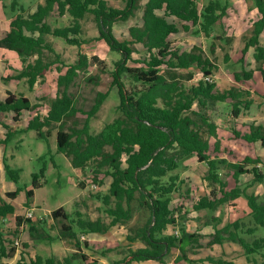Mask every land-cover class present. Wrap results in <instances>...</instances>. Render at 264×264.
Listing matches in <instances>:
<instances>
[{
    "label": "trees",
    "instance_id": "trees-1",
    "mask_svg": "<svg viewBox=\"0 0 264 264\" xmlns=\"http://www.w3.org/2000/svg\"><path fill=\"white\" fill-rule=\"evenodd\" d=\"M114 1L122 2L124 7L115 8L109 0H43L33 13H26L16 0L11 5L14 15L9 22V30L0 39V48L16 53L25 66L16 75L1 78L2 81L25 79L28 88L32 89L50 68L59 65L56 66L57 95L43 113L38 104H31L23 95L7 93L4 101L0 102V124L7 130L4 139L0 140V147H4L12 136L35 131L47 145V153L40 159L46 156L52 158L48 139L51 128L56 125V154L69 158L75 169L85 170L91 164L95 178L101 174L111 178L107 193L95 196L104 205L109 222L100 218L91 220L80 213L70 217L63 208H57L51 212L52 220L67 222H61L57 238L72 241L75 251L62 260L41 256L25 259L20 254L14 264H100L97 255L105 257L115 248L86 255L82 247L91 249V246L86 240L80 242V237L89 234L107 235L115 226L132 220L136 211L144 213L145 220L141 226L131 228L125 239L129 244L138 242L142 247L131 249V246H127L120 260L108 264L144 261L165 264V258L173 249L179 252L175 263L236 264L224 257H190V254L196 255L202 249L222 247L225 243L237 244L248 259L249 255L264 247L263 238L251 241L242 237L253 235L258 227H264V199L259 200L253 192L248 191L253 184L264 182V171L259 166V158L247 156L238 162H228L211 156L212 153H218L220 142L217 140V125L208 112L213 111L211 108L215 103L227 104L231 108V117L237 118L243 110H248L252 100L249 93L240 88L228 87L219 91L213 81L205 79L190 87L183 86L175 71L197 67L206 78L212 75L216 66L200 49L184 52L171 49L170 44V37L180 31L212 37L215 26L227 15L230 0H206L200 7L198 0H146L142 6L141 0ZM253 4L259 18L253 22L251 35L245 41L241 53L245 55L253 48V59L255 63L261 64L264 62V46L260 44L259 36L264 33V0H253ZM139 9L142 10L141 24L128 29V38H116L113 25L134 17ZM88 14L93 15L98 29L96 41H103L111 52L120 56L110 72L111 87H115L119 96L117 109L120 116L96 134L90 132V120L100 110L107 93H98L90 110L82 112L84 121L81 127L75 126L65 131L64 124L78 113L69 93L78 72L89 68L91 64L101 65L103 62L95 56L88 59L78 54L73 64H65L54 44H50L46 37L51 35L80 48L83 43L80 38L81 22ZM64 16L69 19V25L60 28L51 26L50 18ZM137 45H141L145 52L143 59L135 60L133 57L139 51ZM50 54L54 58H50ZM31 57L35 58L28 62ZM162 67L165 70H161ZM256 70L260 72L264 83V67L258 66ZM252 76V71L243 69L233 73L236 82L250 80ZM189 77L191 80L192 77ZM97 78L91 77L89 81L97 82ZM125 81L131 83L129 90ZM24 112L32 115L26 120L24 129L12 131L1 121L3 116L10 114L13 122H19ZM233 134L248 143L260 142L264 146L263 126L252 124L248 133L241 135L233 130ZM211 138L216 139L212 144ZM190 157H196L198 162L207 166L204 179L212 189L208 195L193 199L191 189L186 186L181 198L192 204L193 211H215L224 203L241 197L250 210L253 227L244 230L235 221L215 229L212 234H202L198 230L189 233L185 226H179L182 207L172 209L171 197L180 192L185 182L172 172ZM2 162L6 179L17 183L18 170H12L5 157ZM222 169L225 171L223 174ZM45 171L46 165L39 173L32 175V186L25 192L27 202L34 198V190L42 187L41 179ZM242 175L250 176V180L241 186L239 178ZM20 191L17 188L13 192H6L4 197L14 200ZM14 212L15 207L0 196L1 221L14 215ZM23 221L22 217L15 216L11 234L0 228V264L15 259L18 250L13 239ZM27 221L29 230L36 233L37 229L30 219ZM170 226L178 227L179 235L165 234ZM46 238L48 241L55 239L50 236ZM38 239L45 240L40 234Z\"/></svg>",
    "mask_w": 264,
    "mask_h": 264
},
{
    "label": "rangeland",
    "instance_id": "rangeland-1",
    "mask_svg": "<svg viewBox=\"0 0 264 264\" xmlns=\"http://www.w3.org/2000/svg\"><path fill=\"white\" fill-rule=\"evenodd\" d=\"M14 0H0V14L12 18L14 12L11 5ZM18 6L23 8L25 12L35 9L42 0H16ZM146 0H141L142 6ZM199 7L206 2V0H198ZM111 6L122 9L124 4L120 1L109 0ZM56 15V14H54ZM142 10L139 9L134 17L129 18L124 22H117L113 25V32L119 40L128 38V29L131 26L141 24ZM257 18L256 9L254 8L253 0H230L227 15L221 22L215 26L212 37H205L204 35L195 36L189 32L180 31L179 33L170 37L171 49H179L184 52H189L193 48L200 49L204 56H206L216 69L212 75L209 76L216 88L224 90L225 87L234 85L233 73L243 66L244 61L247 65H252V70H256L258 66L264 67V62L261 64L255 63L253 59V49L246 55L241 53L244 48V43L251 35L252 24ZM172 21V20H169ZM50 24L53 28L63 27L69 25V19L65 18H50ZM82 33L80 38L82 45L80 48L70 46L65 41L47 35V40L50 44H54V48L60 54L62 61L65 64H73L78 54L86 56L88 59L95 56L101 62V65L91 64L89 68L79 71L74 83L69 89L75 107L78 110L73 117L67 119L64 124V130L68 131L73 127H81L84 121L82 112L89 111L94 104L96 95L98 93H107V98L102 104L100 110L90 120V132L96 134L108 123L120 116L118 112L119 96L115 87H111V74L113 65L116 60L120 58L116 52H111L109 47L103 41H96L98 37V29L94 21L93 15H86L82 20ZM264 40V36L261 37ZM136 47L138 53L133 55L135 60L143 59L145 52L141 45ZM142 50V51H141ZM35 57L29 58V61L34 60ZM50 58H54L50 54ZM251 60V63L249 62ZM131 63V62H130ZM135 66V64H130ZM54 65L50 70L44 74L43 82L37 86V104L40 110L45 113L49 108L52 100L57 95V77L58 72ZM161 70H165L163 67ZM65 70L62 71L64 73ZM178 76V81L185 87H190L196 84L199 80L205 79L200 69L192 67L188 70L175 71ZM97 76V82H91V77ZM191 76V80L190 77ZM236 82V81H235ZM125 86L129 90L131 83L125 81ZM239 86V85H238ZM21 88V87H20ZM29 89V88H28ZM30 90V89H29ZM261 104L259 109L264 105V100L256 98ZM218 106H220L218 108ZM216 108V109H215ZM210 110V109H209ZM211 110H216L215 115L225 114L227 111L223 105L215 103ZM221 112V113H220ZM264 113V111H263ZM252 118L251 115H249ZM213 117V116H212ZM260 117V115H259ZM26 118V117H25ZM6 119V118H4ZM216 119V118H215ZM214 119V120H215ZM223 119V118H222ZM14 124V123H13ZM20 124V123H19ZM221 128L220 135L225 139V144L228 148L234 149L238 153V160H242L244 156H260L264 163V154H259L261 151L260 144H246L238 139L230 140L232 137L233 126L219 122ZM14 128H19L18 125H13ZM57 130L56 125L51 128V135L49 143L54 150V133ZM6 129H0V139H4ZM47 153L46 143L38 138L35 131H28L22 134H17L10 138V141L3 147H0V165L2 166V173L4 174L2 158H6L7 164L12 170H18L19 179L17 183L9 181L5 177V181L13 186L14 189L20 188L17 197L12 200L11 204L15 207L14 215L9 216L3 222L0 219V228L8 233L14 230L15 216H20L24 219L22 226L14 235V239L19 240L18 251L16 252L15 260L21 256L25 259L35 258L41 256L42 258L55 257L62 260L75 251L73 242L68 239H58L59 231L61 229V222L64 220L58 219L53 221L51 212L57 208L63 210L74 217L76 213L82 214L91 220L100 218L104 222H109L110 218L105 214L104 205L98 199L96 194L103 195L107 193L111 178L103 174L94 177L91 171V164L85 170H76L70 164L69 158L62 154H53L52 158L46 156L45 159H40ZM228 160L233 161L231 155L227 156ZM237 158V156H236ZM46 165V171L41 183L42 187L34 190V198L28 202L26 200L25 192L31 188L32 175L39 173L40 169ZM264 169V166L262 167ZM207 172V166L204 163H199L196 158L190 157L185 160L180 168L172 172L178 174L185 182L181 187L180 192L174 193L171 197V208L178 209L182 207L179 220V226H185L186 231L193 233L196 230L203 234H212L215 229L222 228L228 223L239 222L246 230L254 226L248 212V208L244 199L228 201L219 207L216 211H193L192 204L186 203L181 195L183 190L188 186L192 192L193 198H198L208 194L212 187L205 181L204 176ZM5 176V175H4ZM241 180L246 182L248 177H242ZM99 182V183H97ZM95 185L97 189L92 188ZM6 189V188H5ZM251 192L259 196V200L264 199V182L253 184L249 188ZM248 189V191H249ZM7 190V189H6ZM0 195H3V190L0 189ZM5 198V197H4ZM6 199V198H5ZM7 201H10L7 199ZM33 210V217L30 219L31 224L37 229V232L29 230L30 224L25 214L28 210ZM183 219V221H181ZM145 220V214L136 211L132 220L123 225L115 226L110 233L105 236L97 234H89L80 237V242L86 240L89 242L91 249L82 247V252L86 255H91L92 252H100L106 248H114V253L110 254V260H117L123 257L127 246L137 247L134 244H129L125 239L127 234H130V229L141 226ZM45 239L47 236L55 238L52 241L38 239L39 234ZM167 235H179V228L170 226L165 231ZM247 240L264 239V227H258L253 235H243ZM96 247V249H94ZM179 252L175 249L165 258V264H186L184 261L175 263ZM207 256L224 257L228 260H233L236 264H264V247L257 253L248 256V259L243 255L241 248L237 244L225 243L222 247H215L214 249H202L196 255H191V258H205Z\"/></svg>",
    "mask_w": 264,
    "mask_h": 264
},
{
    "label": "crops",
    "instance_id": "crops-1",
    "mask_svg": "<svg viewBox=\"0 0 264 264\" xmlns=\"http://www.w3.org/2000/svg\"><path fill=\"white\" fill-rule=\"evenodd\" d=\"M42 3H43V0H42V2L40 4H42ZM35 9H33V10L29 11V12H26V13H33L35 11ZM256 13H257V18H256V20H257L259 18V15H258L257 10H256ZM63 18H65V16ZM11 19L12 18H10V17L3 16L2 12H1V14H0V39L9 30V22H10ZM262 36H264V33H262L259 36V41H260V44L264 46V40H261V37ZM252 49L253 48H250L247 51L246 55ZM253 52H254V50H253ZM253 52H252V55H253ZM32 61H29L28 60V62H32ZM249 62L251 63V60ZM24 66H25V64L16 55V53H14L13 51H9L7 49L0 48V102H3L4 101V99L7 96V93H11V94H14V95H20L21 94L24 97H26L27 99H29V101L31 102V104H37V102H38L37 99H36L37 98V94H36L37 93V86H38L39 83L43 82V79H44L45 76L42 79H38L36 81V83L34 84L33 88L30 89V90L28 89V85H27L25 79H20V80L11 79V80H9L7 82L6 81H2V79H1V78H4V77H8V76L10 77V76L16 75L17 73H19L23 69ZM241 69H243V70H245L247 72L248 71H252L253 72L252 78L250 80H243L241 82H235L234 81V85H231V86H228V87H237V88H240L241 90L246 91V92L249 93V95H250L249 98L252 100V103L249 106L248 110H246V111L243 110L237 118H233L230 115L231 108L227 104L225 105V104L217 103L218 105L225 106L228 112H226L225 114H220V115H216V116H214L216 110L215 111L213 110V111L208 112V115L210 117L213 116L212 117V120L217 125V140L220 142V149H219L218 153H215V154H213V153L211 154L210 153V154H211V156H214L215 155V156H217L218 159H224V160H226L228 162H238V161H241V160H238V153H236L234 149H231L230 150L228 148V146H226L225 139L223 138V136L220 135V130H221V128L219 126V122L220 121H222L223 123H226V124H229V125L233 126V130H236L241 135H244V134L248 133L249 126L252 125V124L255 125V126H263L264 127V113H263V111H264V105H262V107L259 109L258 105L261 104V102H258L256 100V98H259V99H263L264 100V83L262 81L261 74L257 70H252V65H250V64L247 65V62L246 61H244L243 66L238 70V72ZM228 87H225V89L228 88ZM217 90H219V89H217ZM219 91H221V90H219ZM219 107L220 106H218V108ZM41 112H43V111H41ZM249 115H251L252 118H250ZM259 115H260V117H259ZM31 116H32L31 113L24 112L23 113V116H22V119L19 122H13L11 120L10 114H8V115L3 116L1 118V121L6 126H8L9 128H11L12 131H18V130L24 129L26 127V124H27V121L26 120H29L31 118ZM4 118H6V119H4ZM13 125H18L19 128H14ZM2 128L5 130V128L0 124V129H2ZM233 130H232V132H233ZM55 133H56V131H55ZM55 133H54V143H55L54 150L51 148L50 143H49V139H48L49 147L51 149L52 154H56L55 153V149H56ZM0 134H2V133L0 132ZM4 135H5V133H4ZM232 137L233 138H230V140H234L235 141L236 139H238L240 141L245 142L248 145L249 144L254 145V144H257V143L260 144V142L248 143V142L244 141L241 138L234 137V134H232ZM0 140H3V139H0ZM215 140H216L215 138H211L210 139V144H212ZM211 149H212V146H211ZM260 149H261V151L259 152V154H264V146H262L261 144H260ZM229 155H231V157L233 158V161L228 160V157L227 156H229ZM236 156H237V158H236ZM247 156H249V157H251L253 159L259 158L260 161H261V157L258 156V155L257 156H254V157L253 156H250V155H246V156H244V158L247 157ZM194 158H196V157H194ZM259 166H260L261 170L264 171V169H262V167L264 166V163L262 161H261V163H260ZM1 167L2 166L0 165V189L3 190V195H0V196L7 203H12L11 202L12 200L7 201V199L4 198V194L6 192H13L15 189L13 188V186H11L10 184H7L8 182L5 181V176H4L5 174L2 173V168ZM76 170H80V169H76ZM224 172H225L224 169H222L221 170V173L223 174ZM243 176L244 177H246V176L248 177V180L246 182H244V183L241 180V178ZM249 180H250V176H248V175H242L239 178V184L241 186L242 185H245V184H248L249 183ZM217 188H219V187L217 186ZM249 192H251L250 189H249ZM208 194H206V195H208ZM192 195H193V192L191 193V196ZM255 195L259 198V196L257 194H255ZM218 196H221V193H218ZM193 199H197V198H193ZM238 199H243V198L240 197V198H237L235 200H238ZM231 201H234V200H231ZM246 205H247V203H246ZM201 211H210V210H201ZM248 212H250L249 209H248ZM136 245H137V247L131 246V249H136V248L142 247V245L139 244V243H136ZM94 249H96V247ZM106 249H108V248H106ZM115 251H117V250H115ZM115 251H113L111 253H108L105 257L98 256L97 255V259H98L99 263L100 264H108V263H110L112 261H116V260H110L109 259L110 254L114 253ZM120 259H117V260H120ZM133 264H160V263L157 262V261H144V262L133 263Z\"/></svg>",
    "mask_w": 264,
    "mask_h": 264
},
{
    "label": "built area",
    "instance_id": "built-area-1",
    "mask_svg": "<svg viewBox=\"0 0 264 264\" xmlns=\"http://www.w3.org/2000/svg\"><path fill=\"white\" fill-rule=\"evenodd\" d=\"M205 80L211 82V78L210 77H206ZM92 188L94 189H97V187L95 185H92ZM33 217V210L30 209L26 212L25 214V219H31ZM13 244L14 246L17 248L18 250V247H19V240L18 239H13ZM4 264H14V260H8V261H5Z\"/></svg>",
    "mask_w": 264,
    "mask_h": 264
}]
</instances>
